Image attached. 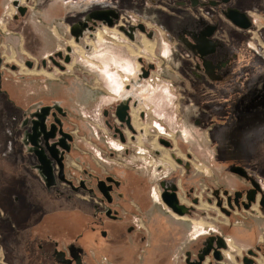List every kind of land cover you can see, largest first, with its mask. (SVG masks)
<instances>
[{"label": "rangeland", "instance_id": "rangeland-1", "mask_svg": "<svg viewBox=\"0 0 264 264\" xmlns=\"http://www.w3.org/2000/svg\"><path fill=\"white\" fill-rule=\"evenodd\" d=\"M13 1L0 0V210L3 211L0 264H28L25 256L12 246L11 235L16 222L20 226L16 233L24 240L28 239L26 235L32 228L23 230L21 227L30 224H35V231L44 232V236L48 233L64 241L82 229L77 212L60 210L65 208L61 207L63 202L43 203L35 199V196L44 198L39 183L31 175L17 170L18 149L13 139L18 117L16 104L28 103L30 92L64 98L63 103L77 129L75 152H85L82 155L90 168L122 174L123 179L129 181V190L136 186L143 195L140 202L128 207H133V217L128 224L137 225L133 231L122 235L129 249L114 251L115 255L101 250L98 264H104L106 254L112 257L119 254L121 259L138 261V264H143L144 260L149 264H187L188 260L200 261V255H203L201 264H243L239 257L246 253L248 246L251 250L260 248L255 264H264V226L258 229L257 240L250 245L232 243L231 247L228 242L232 250L242 252L240 255L226 248L225 238L229 235L220 227L224 226L223 222L229 225L264 223V204L259 203L264 194V86L252 90L251 97L237 100L234 108L230 100L225 103L220 98L221 93L207 85L211 81L209 76L212 82L221 83L217 72L221 64H213L207 58V51L213 50L216 43L210 47L208 41L200 38L208 34L209 26L204 24L197 29L196 33L203 34L197 37L195 31L186 30L187 25L175 24L176 20L171 18L177 15L178 8H185L189 17H204L206 5L194 9L189 0L184 6L178 0H55L61 5L52 10L48 6L53 0H16L27 11L14 20L17 11ZM98 10H112L117 17L112 19L111 25L89 17ZM221 18L228 21L223 14ZM85 21L90 28H84L76 38L71 28ZM139 24L143 29L138 28ZM257 29L252 26L251 31L232 30L254 55L262 57L259 44L264 46V40ZM175 30L180 31L181 36H176ZM57 52L69 55L70 61L63 64L64 70L48 59ZM42 59L46 66L41 65ZM25 60L31 61L33 66L28 67ZM141 68L149 69L146 77H141ZM122 100L128 101L134 129L125 128L123 142L113 136V128L105 124L102 116L103 109L111 110ZM133 116L137 125L133 124ZM109 118H112L109 119L111 124L119 123L115 116ZM161 140L169 141L170 145H164ZM176 159H181L182 163H177ZM67 165L74 169L79 167L72 156ZM19 180L27 185L21 197L33 190L30 202L37 201L38 207L43 205L47 212L39 222L38 215L28 217L25 213L35 209L34 203L26 202L20 212H15L16 206L15 210L13 206L12 210L4 209L8 204L4 205L3 199L9 202L17 192L13 185ZM162 183L166 187L177 186L179 200L188 208L184 215L173 213L161 201ZM5 191L8 192L6 198L3 197ZM194 193L202 199L199 207L190 202ZM251 196L254 200L248 204ZM225 197L232 208L226 205ZM151 204L153 208H147ZM147 209L163 215L170 223L177 221L185 226L176 227L171 234L177 241L162 242L166 249L145 247L148 244L144 228ZM10 212L20 214L4 219ZM75 217L78 222L73 224ZM195 220L200 222L195 223ZM55 222L71 228L70 236L55 228L52 224ZM192 222L199 226L193 232L195 239L189 233ZM208 225L212 229L208 230ZM212 237L213 247L218 238L225 244L220 249V252L224 249L220 260L213 258L212 250L203 253ZM170 247L175 248L167 250ZM37 252L38 248L31 245L25 255L36 260Z\"/></svg>", "mask_w": 264, "mask_h": 264}, {"label": "flooded vegetation", "instance_id": "flooded-vegetation-1", "mask_svg": "<svg viewBox=\"0 0 264 264\" xmlns=\"http://www.w3.org/2000/svg\"><path fill=\"white\" fill-rule=\"evenodd\" d=\"M1 6L0 3V15H2ZM26 11L27 9L25 8L23 14L17 12L13 16V19L17 20ZM225 12L226 10L220 12V14L225 15ZM250 27H252L251 21ZM126 33L130 36L133 34L129 30ZM98 37L101 38L100 33H98ZM66 55L62 54L60 57L54 55L52 56V60L49 61L54 66L63 67L60 70H64L63 64L65 63ZM27 61L25 60V64ZM41 65L43 66L42 63ZM44 66H46V61ZM30 94L28 96L30 101L28 103L16 104L18 117L15 119L13 127V139L18 149L15 156L17 170L23 175H31L39 183L40 189L44 193H42L44 198L42 196H35V199L43 200V203L45 201H54V203L59 201L61 204L63 202V206L61 207L65 208H61L60 210L77 212L82 220V229L70 236L71 228L58 222H55L56 224L52 223L65 236L69 234L70 237L64 241V239L56 238L48 233L44 236V232H40L38 229L35 231V224H30L29 227H21L23 230L32 228L31 233H27L26 235L28 239L24 240L22 236L17 235L19 233L17 229L20 226L16 222L14 234L11 235L14 250L24 255V259H26L28 264H98L100 261L99 252L101 250L112 252L111 255H113L114 251L129 249L130 246L122 241V235L133 231L135 229L134 226H137L135 223L132 226L128 224L132 216L131 210L133 209V207L129 209L128 207L133 202H140L143 198V195L138 192L139 188L133 186L135 189L129 190V181L127 182L126 178L123 179L122 174L116 175L112 172L102 173L99 168H90L86 163L85 157L82 155L85 152H75L77 148L75 146L77 129L74 127L70 111L63 103L66 102L64 98L50 96V94L46 93L30 92ZM19 102H22V100L19 99ZM235 102L232 104L234 108L236 106ZM118 104L111 110L103 109L102 116L104 117L105 124L109 128H113V136L119 138V134L121 133L126 140V125L121 122L118 124L113 122L111 124L109 121V119H112L109 117L115 116V109ZM129 110L130 108L127 112L131 117ZM133 124H138L135 116H133ZM69 156H72L74 162L79 164L78 168L68 167L67 160ZM47 184L50 186L48 187ZM13 186L17 189V192L9 199L8 203H5V199L2 198L4 205L8 204L7 208L4 207V209L12 210L11 206H13L15 210L16 206L17 211L15 212H20L25 208L26 202L29 204L34 203L32 206H35V209L25 213L28 217L38 215L37 221L39 222L47 212L43 209V205L42 208L41 206L40 208L38 207L37 201L30 202L31 196L34 195L33 190H31L30 194L25 192V195L23 194L24 196L21 197L22 191L26 189L27 185L22 180H19ZM7 195L8 192L5 191L3 197L6 198ZM154 196L157 197L156 193H154ZM196 198L197 195L195 193L193 197H190V202L194 205ZM207 200L210 201L209 198ZM260 200L264 202V194ZM124 208H126V211H123ZM13 214L20 213L10 212V214L4 216V219L7 216L12 218ZM40 214L42 215L40 216ZM0 217L1 219L3 217V211L1 210ZM76 222H78V219L75 217L72 219V223ZM232 243L231 241L229 242L231 247L234 246ZM31 245L38 248L36 260L30 257L27 258L25 255ZM106 255L108 258H103L104 264L139 263L138 261L129 262L128 260L121 259L122 256H119V254L116 257H112L110 254ZM110 256L111 258H109ZM244 257L248 258L246 254H242L241 262H243ZM133 261L135 260L133 259ZM143 264H148V262L144 260Z\"/></svg>", "mask_w": 264, "mask_h": 264}, {"label": "crops", "instance_id": "crops-1", "mask_svg": "<svg viewBox=\"0 0 264 264\" xmlns=\"http://www.w3.org/2000/svg\"><path fill=\"white\" fill-rule=\"evenodd\" d=\"M54 1L55 0L50 2L48 8L53 10L54 6L57 7L61 5L59 2ZM200 1H202V3ZM178 2L179 4H182V6H184L186 3L188 4V0H178ZM189 3L194 9H196L197 6L206 5L204 7V17L197 19L189 17L184 10L185 8H178L177 15L174 17L172 16L171 18L176 20L174 21L175 24L187 25L188 28H186V30H190L188 32L191 33L194 31L196 33L197 29H199L204 24L209 26V29L207 28V31H209L207 35L200 37L203 34L196 33V36L200 37L202 41H208L207 44L209 43L208 46L210 47L212 46L213 42L216 43L213 50L207 51V58L210 59L213 64H221L217 70L219 76L221 77V83L212 82L213 80L209 76L211 81L208 82L207 85L211 89L220 92V98L222 101H225V103H228L230 100V103L233 104V101L238 100V102H240L244 99H247L250 96L249 94L253 93L252 90L256 91L258 86H264V58H262L263 56L261 57L259 55H254V53L246 46L241 38H238L237 36L235 37L233 30L237 28L229 20L228 21L231 24L228 21L222 19L220 12L228 9H235L240 12H244L249 17L251 25L257 26L258 35L264 40V0H189ZM175 32L178 34L176 36H181L180 31L175 30ZM244 89H246V91ZM201 200L202 199L197 196L195 200V205L197 207L201 205ZM156 201H158V199ZM147 204H149L148 200ZM150 207H152V204L147 208ZM220 211L226 216L228 215L226 210H222V208H220ZM145 216V219H147L144 227L147 235V248L150 249H166L163 248L164 246L162 247V242L171 240L177 241L176 238L171 234L176 230V227H179V229H183L185 227L183 224H181V222L174 221V223H170L167 218L158 212H154V210L149 209L146 211ZM198 222L200 221L195 220V223ZM226 223L227 222H223L224 226H220L221 229L225 230L224 233L229 235L226 238L224 237L225 241L227 242L226 248H229L232 252H236L238 255H240L242 252H237L236 248V250H232L229 247L228 242L231 241L239 246L250 245L252 242L257 240V236L259 234L257 232L258 229L264 226V223L262 222H253V224H248L247 222H238L230 225ZM190 226L189 233L192 235L191 238L195 239L196 236L194 237L193 232H195L199 226L194 224V222H192V225ZM200 227L202 226L200 225ZM210 227L211 226L208 225L207 229H212ZM170 235L172 236L171 238L168 237ZM249 247L250 246H248L247 250L250 249ZM174 248L175 247H170L167 248V250H172ZM257 248L260 250L259 247ZM231 256L233 257V255ZM241 258L242 254L239 259L241 260Z\"/></svg>", "mask_w": 264, "mask_h": 264}, {"label": "water", "instance_id": "water-1", "mask_svg": "<svg viewBox=\"0 0 264 264\" xmlns=\"http://www.w3.org/2000/svg\"><path fill=\"white\" fill-rule=\"evenodd\" d=\"M13 5L15 6V8L17 9V12H19L20 14H23L24 10H25V6H21L18 5V2L15 0L13 1ZM225 16L226 18L237 28L239 29H248L250 28V21L248 19V17L246 16V14L244 12H240L238 10L235 9H228L225 12ZM89 17L94 19V20H104L106 21V23L108 25L112 24V19L117 17V14L112 11V10H98L95 12H92L89 14ZM90 28V26L87 25V22H80L78 24V26H73L71 28V33L77 38L79 35L82 34V31L84 30V28ZM139 29H143V25L139 24L138 25ZM127 32V31H126ZM209 32V31H208ZM128 34V33H127ZM1 35V33H0ZM130 36V35H129ZM55 55L57 56H61L62 53L61 52H57ZM49 60H52V55H50L48 57ZM65 63L69 62V55H66ZM2 63V58L0 56V65ZM41 63L45 64V60L42 59ZM26 65L28 67H31L32 62L31 61H27ZM14 68V66H12ZM60 69H63V67H59ZM152 65H148V68H151ZM149 69H144L141 68V77H146L148 75ZM129 109V105H128V101L127 100H122L121 102H119V104L116 106L115 109V116L117 118V120L121 123H124L127 127V129H129L130 131H134L132 124H131V118L127 112V110ZM119 140L120 141H125V138L123 137V135L120 133L119 134ZM162 143L166 146L170 145V142L167 140H161ZM177 163L181 164L182 161L181 159H176ZM43 179V178H42ZM44 180V179H43ZM255 185V184H254ZM47 186L49 187L50 185L47 184ZM160 199L161 201L165 204V206L171 210L173 213L182 216L184 215L187 211L188 208L183 205L180 200L179 197L177 195V186L175 184H172L169 187H166L163 183L161 184V192H160ZM248 204L249 202L252 200H254V196L249 197L248 199ZM260 205H263L264 202L263 200L259 201ZM247 203L244 204V207L247 208L249 205ZM227 205L229 208H232L231 203L228 201ZM212 239V240H211ZM208 242L207 248H205L204 250V254H207L209 252V250H212V256L214 259L216 260H220L221 259V252L220 249L225 247V244L223 243V241L221 239H217V241L215 242L216 247H213L212 242H213V237L211 238ZM211 241V242H210ZM247 254H252L251 250L247 251ZM203 259V255L199 256V260L201 261ZM200 261L197 262H192V261H187V264H201ZM243 263L244 264H253V261L250 258H243Z\"/></svg>", "mask_w": 264, "mask_h": 264}, {"label": "built area", "instance_id": "built-area-1", "mask_svg": "<svg viewBox=\"0 0 264 264\" xmlns=\"http://www.w3.org/2000/svg\"><path fill=\"white\" fill-rule=\"evenodd\" d=\"M251 28V27H250ZM250 28H248V29H245L246 31H251L250 30ZM255 47V46H254ZM259 47H260V49H259V51L261 52V55L264 57V46L263 45H259ZM256 48V47H255ZM225 201H226V205H227V202H228V200H227V198L225 197ZM228 206V205H227ZM223 250V249H222ZM222 250H221V252H222ZM251 250V249H250ZM252 251V254H247V251H246V253H244V254H246L247 255V257L248 258H251L252 259V261H253V264H255L256 262H255V260L257 259V256H258V250H251ZM243 263V262H242ZM1 264H4L3 262H1ZM244 264V263H243Z\"/></svg>", "mask_w": 264, "mask_h": 264}, {"label": "trees", "instance_id": "trees-1", "mask_svg": "<svg viewBox=\"0 0 264 264\" xmlns=\"http://www.w3.org/2000/svg\"><path fill=\"white\" fill-rule=\"evenodd\" d=\"M234 102V101H233Z\"/></svg>", "mask_w": 264, "mask_h": 264}]
</instances>
